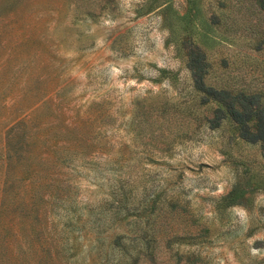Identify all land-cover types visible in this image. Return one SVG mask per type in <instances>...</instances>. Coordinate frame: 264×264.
<instances>
[{"label": "rangeland", "instance_id": "obj_1", "mask_svg": "<svg viewBox=\"0 0 264 264\" xmlns=\"http://www.w3.org/2000/svg\"><path fill=\"white\" fill-rule=\"evenodd\" d=\"M197 51L264 105L255 0H0V264H264V138Z\"/></svg>", "mask_w": 264, "mask_h": 264}, {"label": "trees", "instance_id": "obj_2", "mask_svg": "<svg viewBox=\"0 0 264 264\" xmlns=\"http://www.w3.org/2000/svg\"><path fill=\"white\" fill-rule=\"evenodd\" d=\"M257 5L264 7V0H255ZM187 67L191 75L193 86L201 91L202 98L211 96L221 107H216L217 113L224 109L228 115L241 126L240 134L247 140H261L264 138V105H260L256 93L246 94L242 91L231 93L226 89H215L203 84L205 63L203 54L190 52ZM188 54V55H189ZM248 122L251 123L249 128Z\"/></svg>", "mask_w": 264, "mask_h": 264}]
</instances>
